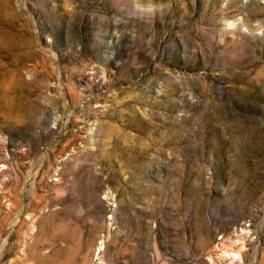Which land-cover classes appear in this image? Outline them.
I'll return each instance as SVG.
<instances>
[{
    "label": "rangeland",
    "instance_id": "374dc122",
    "mask_svg": "<svg viewBox=\"0 0 264 264\" xmlns=\"http://www.w3.org/2000/svg\"><path fill=\"white\" fill-rule=\"evenodd\" d=\"M0 264H264V0H0Z\"/></svg>",
    "mask_w": 264,
    "mask_h": 264
}]
</instances>
